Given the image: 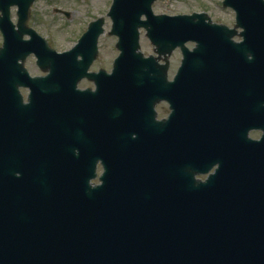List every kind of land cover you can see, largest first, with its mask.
I'll return each instance as SVG.
<instances>
[{
	"label": "water",
	"instance_id": "95a60500",
	"mask_svg": "<svg viewBox=\"0 0 264 264\" xmlns=\"http://www.w3.org/2000/svg\"><path fill=\"white\" fill-rule=\"evenodd\" d=\"M156 1L115 0L110 16L115 23L112 34L120 38L117 47L121 55L114 73L107 77L109 85L114 87L128 70L135 81L145 82L149 88L167 83L168 64L156 69L158 59H146L140 53L139 30L144 28L159 59L164 56L168 63V55L177 47L184 52L174 84L183 87L173 90L186 94L188 123L193 131L197 126L201 128L198 111L202 103H209V98L217 100L219 106L227 105L229 100L237 106L260 105L264 99V0H225L224 6L237 13L234 29L213 24L206 14L156 16L152 9ZM102 25L103 22L96 23L97 35ZM238 29L243 30L244 44L234 45L230 40L208 43L207 46L215 45L216 52L206 47L190 52L185 47L190 41L204 43L201 38L206 36L236 35ZM85 37L78 48L60 56L56 63L76 70L78 79L87 75L98 54L97 42L84 45L91 33ZM223 48L230 53L222 52ZM79 56L83 58L81 62ZM14 64L18 67L17 62ZM223 74L232 79L220 80ZM8 96L4 93L0 99V264H264V170L256 168L264 165V140L245 154L238 149L235 168L222 170L219 178L215 176L206 184L195 183L198 166L192 167L187 155L180 162V173H173L171 178L163 161L150 168L149 157L138 154L131 168L110 169L104 175L125 185V199L118 204L121 216L108 217L106 222L104 200L100 198L83 197L77 199L81 203L72 204L71 187L62 199L54 196L58 194L57 186L43 184L38 186L43 190L37 199L33 194L37 193L36 186H19L14 176H9L5 135L8 122L18 110L7 104ZM32 98L38 99L39 105L44 103L55 119V97L45 102L42 97ZM181 98L180 95L179 101ZM42 112L47 115L45 110ZM245 119L254 124L259 117L250 114ZM54 122L56 126L59 123ZM49 123L41 147L25 151L28 159L35 160L26 178L43 183L74 179L67 165H58L59 159L70 157V152L64 151L68 146H60L66 135L51 132ZM182 181L188 184L180 185ZM110 203L118 208L116 200Z\"/></svg>",
	"mask_w": 264,
	"mask_h": 264
},
{
	"label": "flooded vegetation",
	"instance_id": "af4514ba",
	"mask_svg": "<svg viewBox=\"0 0 264 264\" xmlns=\"http://www.w3.org/2000/svg\"><path fill=\"white\" fill-rule=\"evenodd\" d=\"M42 2L45 0H0V51L7 38L14 37V46L21 51L33 52L24 62L19 60L18 67L10 55L0 54V95L7 94L12 89L17 91L20 99L9 93L12 98L7 100V104L22 106V114L17 117V121L23 124L30 120L37 122L39 130V120L45 118V114L36 116L38 103H32L31 107L26 106L30 104L32 91L29 85L33 84L37 89L33 97L55 95L60 100H68V109L65 111L70 121L64 126L71 137L72 160L75 165L103 172L110 165L111 152L120 166L130 164L138 152L149 153L155 161L165 152V165L173 173V166L178 165L184 159L183 153L188 152L186 158L192 167L197 165L201 171H205L197 174L198 180L206 181L216 171L234 169L238 149L245 154L252 150L256 142L264 140V99L253 108L248 104L237 106L233 100H229L227 105L220 103L219 106L217 100L209 98V103H202L198 111L197 119L202 123L200 132L197 136L189 134L185 123L189 119L186 94L173 90V87L181 88L183 84L176 86L172 83L176 62L173 58L180 54L179 51L171 58L166 76L169 83L153 90L122 91L121 99L116 101H109V84L103 82L106 79L103 72L112 73L113 63L112 66L105 65L101 48L97 59L87 71L90 77L87 75L78 79L79 74L75 71L68 77L50 78L49 75L60 70L40 67L35 55V52H39L47 58L52 57L44 48L42 35H39V18L44 16L38 18L35 9ZM15 32L18 33L15 35ZM43 37L52 49L58 53L64 52L56 48L53 37ZM244 39V36L236 35L228 36L224 41L233 40L239 43ZM188 47L193 49L195 44H188ZM200 48L204 49V46ZM221 51L230 53L226 48ZM9 75L15 77L8 78ZM33 79L38 80L31 83ZM219 79L232 78L223 74ZM99 81L101 82L98 85ZM232 84L234 88L235 83ZM180 95L182 98L179 101ZM236 114L245 115V118L255 114L259 119L250 124ZM261 152L264 156V147ZM220 153L224 156H219ZM256 168L264 170V165ZM90 183L97 186L102 185L103 181L93 179ZM78 184L79 182H74V185ZM104 191L106 195L109 189L105 188Z\"/></svg>",
	"mask_w": 264,
	"mask_h": 264
},
{
	"label": "rangeland",
	"instance_id": "374dc122",
	"mask_svg": "<svg viewBox=\"0 0 264 264\" xmlns=\"http://www.w3.org/2000/svg\"><path fill=\"white\" fill-rule=\"evenodd\" d=\"M225 0H159L154 4V12L159 15H192L193 13H207L213 21L233 27L235 25V12L223 9ZM113 0H45L37 5L35 13L41 25L39 34L53 37V43L60 51L70 50L85 32L90 21H97L99 17H106ZM57 9L60 11H57ZM112 22L109 18L105 21L106 32H110ZM81 31V32H80ZM106 33V34H107ZM116 40L107 35L100 41L102 56L106 66H111L116 57L114 50ZM142 51L148 56L153 53V46L147 39L145 32L141 33ZM173 69H177L180 56Z\"/></svg>",
	"mask_w": 264,
	"mask_h": 264
}]
</instances>
